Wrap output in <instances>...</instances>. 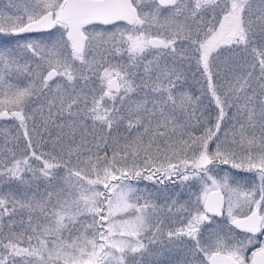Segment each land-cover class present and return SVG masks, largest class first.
<instances>
[{
  "label": "snow or ice",
  "instance_id": "1",
  "mask_svg": "<svg viewBox=\"0 0 264 264\" xmlns=\"http://www.w3.org/2000/svg\"><path fill=\"white\" fill-rule=\"evenodd\" d=\"M3 37L0 264H264V0H7Z\"/></svg>",
  "mask_w": 264,
  "mask_h": 264
},
{
  "label": "rangeland",
  "instance_id": "2",
  "mask_svg": "<svg viewBox=\"0 0 264 264\" xmlns=\"http://www.w3.org/2000/svg\"><path fill=\"white\" fill-rule=\"evenodd\" d=\"M6 3H7V0H0V7H3ZM10 39H11L10 37L0 38V44H3L5 41L10 40ZM143 183L149 184V187H151L150 182L145 181Z\"/></svg>",
  "mask_w": 264,
  "mask_h": 264
}]
</instances>
